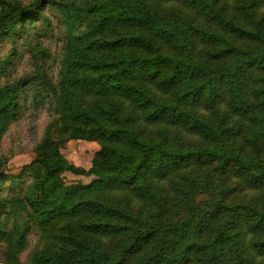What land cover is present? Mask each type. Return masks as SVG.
<instances>
[{
	"label": "trees",
	"instance_id": "16d2710c",
	"mask_svg": "<svg viewBox=\"0 0 264 264\" xmlns=\"http://www.w3.org/2000/svg\"><path fill=\"white\" fill-rule=\"evenodd\" d=\"M43 112L34 159L0 155V261L264 264V0H0V147Z\"/></svg>",
	"mask_w": 264,
	"mask_h": 264
},
{
	"label": "rangeland",
	"instance_id": "374dc122",
	"mask_svg": "<svg viewBox=\"0 0 264 264\" xmlns=\"http://www.w3.org/2000/svg\"><path fill=\"white\" fill-rule=\"evenodd\" d=\"M27 3L28 0H21ZM52 32L43 40V46L51 52L50 64L52 73H56L59 64V57L62 47L63 25L56 18H53ZM11 45L8 44L3 48V53H8ZM20 60L14 65L19 74H24L30 71L33 67L32 60L28 53L20 51ZM24 53V54H23ZM49 120L46 112L40 113L35 119H30L25 116L21 120L14 122L8 132L5 134L1 147L0 155L7 157V167L12 172H18L24 165L30 163L36 156V147L44 136L45 127ZM100 145L98 142L85 140H71L62 150L65 157L72 163L89 168L94 155L99 151ZM63 178L67 184L75 182L89 183L91 178L78 176L72 173H64ZM38 234L31 236L29 250L24 254L23 259L26 260L29 252L38 244ZM0 264H5L0 261Z\"/></svg>",
	"mask_w": 264,
	"mask_h": 264
}]
</instances>
